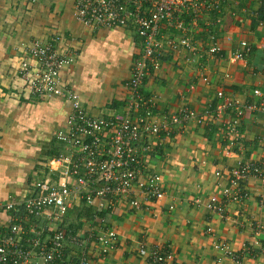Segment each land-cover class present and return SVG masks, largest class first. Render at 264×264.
<instances>
[{
	"label": "built area",
	"instance_id": "obj_1",
	"mask_svg": "<svg viewBox=\"0 0 264 264\" xmlns=\"http://www.w3.org/2000/svg\"><path fill=\"white\" fill-rule=\"evenodd\" d=\"M241 2L259 4L261 0H74L75 18L85 28H120L139 40V52L126 80L129 95L122 116L90 115L80 96L62 83L60 74L73 64L75 54L71 48L59 51L55 47L61 36L30 44L18 68L24 87L31 97H63L70 110L63 127L54 134L62 150L41 166L30 193L0 199V264H65L68 259L75 264H92L88 255L91 245H97L102 254L112 250L116 234L112 229H97V214L111 211L122 202L141 209L143 202L162 200L165 190L161 174L149 172L144 162L153 151L149 138L170 139L191 125H218L224 153L234 157L231 166L214 171L217 182L226 173V184L206 198L205 210L223 217L230 204L251 197L264 210V71L255 74L262 85L243 98L220 88L214 103L202 112L182 107L160 120L154 113V102L141 91L147 77L166 59H179L182 53L200 71L198 80L205 86L210 85L205 69L212 59L228 58L229 63L246 67L253 45L239 39L236 49L225 58L223 38H232L221 26L226 16L232 19L235 12H245L244 7L238 8ZM256 48L264 54V36ZM195 85L188 89H195ZM248 120L258 124L260 131L251 140L252 148H247L244 140L243 124ZM75 201L94 212L92 220L65 221ZM200 201L194 200L198 205ZM249 227L250 237L237 250L225 241H213L219 262L246 264L254 260L264 264V223L253 219ZM205 232L212 234V228L208 226ZM149 258L152 264L173 262L170 252L157 247L149 250Z\"/></svg>",
	"mask_w": 264,
	"mask_h": 264
},
{
	"label": "crops",
	"instance_id": "obj_2",
	"mask_svg": "<svg viewBox=\"0 0 264 264\" xmlns=\"http://www.w3.org/2000/svg\"><path fill=\"white\" fill-rule=\"evenodd\" d=\"M245 32L242 27H233L229 32L232 40L223 45L226 58L239 39L247 38L254 48L247 66L229 63L228 58L208 61L209 86L199 82L198 69L185 60V53L177 62L166 59L157 72L148 76L141 91L154 102L157 118L182 107L202 112L214 103L220 88L243 98V94L262 85L255 74L264 71V54L256 48L264 36V25L253 31L254 37L250 30L249 35ZM55 35L62 37L59 44L54 43L59 51L68 47L75 54L73 64L61 72L60 79L80 96L85 110L96 117L125 114L129 95L126 80L139 52V40L132 32L85 28L75 18L74 0H0V199L27 196L44 162L62 150L54 134L64 125L69 103L63 97H31L18 74L19 62L30 44L35 40L50 42ZM224 73L229 77L225 78ZM193 83L195 89L189 90ZM210 128L215 129L212 134ZM219 128L216 124L191 125L170 139L149 138L153 151L144 162L149 172L161 174L165 196L159 201L143 202L141 209L122 202L111 211H103L96 227L99 231L112 229L116 244L105 254L97 245H91L88 255L92 264H152L149 250L155 247L170 252L172 264H231L228 260L218 261L213 241H225L234 250L239 249L252 233L249 223L253 219L264 223V210L257 207L254 197L230 204L223 217L205 210L206 198L226 184V173L217 182L214 171L225 170L234 161L233 156L224 153ZM243 128L245 145L252 148L251 140L260 133L259 125L248 120ZM84 209L79 220L88 222ZM208 226L212 234L205 232ZM65 264L75 262L68 259ZM246 264L259 263L247 260Z\"/></svg>",
	"mask_w": 264,
	"mask_h": 264
},
{
	"label": "rangeland",
	"instance_id": "obj_3",
	"mask_svg": "<svg viewBox=\"0 0 264 264\" xmlns=\"http://www.w3.org/2000/svg\"><path fill=\"white\" fill-rule=\"evenodd\" d=\"M254 3H256V4H253L252 5V8L253 9H256V8H258V2H254ZM235 7H237V6H235ZM236 13V16H234V18L232 17V19H231V17H229V16H226L225 17V22H223L222 23V28H223V30H224V34L225 35H228L229 34V32H230V29L232 30L233 29V27H235V26H240V27H242V29H244L246 32V34H244V35H249L248 34V32H249V30H250V32H251V35H252V33H253V31L250 29V27H249V19L248 20H246L245 21V17H243V16H245V13L246 12H244L242 9H241V11H237V12H235ZM243 19V20H242ZM247 19V18H246ZM242 20V21H241ZM248 26V27H247ZM257 27H259V26H257ZM255 31V30H254ZM249 32V33H250ZM253 36V35H252ZM254 37V36H253ZM244 39H247V38H244ZM227 42V45H228V40L226 41L224 38H223V44H225ZM226 45V44H225ZM175 62H177L178 61V59H176V58H174L173 59ZM162 66V65H161ZM207 66V65H206ZM207 72H208V66L206 67V69H205ZM198 73L200 72L199 70L197 71ZM208 75H209V73H208ZM201 83V82H200ZM81 210H82V206H81V204H79V202L78 201H75V205L73 206V208H72V210L70 211V213H69V215L67 216V218L65 219V221L66 222H68V223H76V222H78V218H79V214L81 213Z\"/></svg>",
	"mask_w": 264,
	"mask_h": 264
},
{
	"label": "trees",
	"instance_id": "obj_4",
	"mask_svg": "<svg viewBox=\"0 0 264 264\" xmlns=\"http://www.w3.org/2000/svg\"><path fill=\"white\" fill-rule=\"evenodd\" d=\"M252 5H253V3H242L241 2L240 4H238V8L239 9H241L243 7L245 8V12L246 13H245V16H243V17H245V21L249 19V27H250L251 30L254 31V30H256L257 26H259L260 24L261 25H264V0H261V2L258 4V8H256V9H253L252 8ZM252 49H253L252 51H254V48H252ZM250 54L248 55V57L250 56ZM248 57H247V59H248ZM214 130L215 129H211V134L214 132ZM208 139H210V138H208ZM84 210L85 211H83V212H86V214H84V216L86 217V219L87 220H92L93 217H94V215H95L94 212H92L88 208H87V210L86 209H84ZM97 215H98L99 218H101L103 216V211L100 212ZM78 220H79V218H78ZM71 227H75V226L74 225H71ZM53 264H64V263H62V262H55Z\"/></svg>",
	"mask_w": 264,
	"mask_h": 264
}]
</instances>
